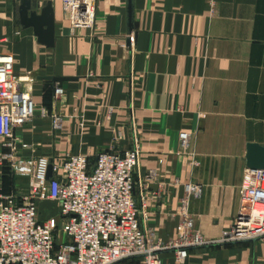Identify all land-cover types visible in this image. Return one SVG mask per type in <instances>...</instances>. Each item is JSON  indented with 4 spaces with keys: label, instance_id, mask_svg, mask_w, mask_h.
<instances>
[{
    "label": "crops",
    "instance_id": "crops-1",
    "mask_svg": "<svg viewBox=\"0 0 264 264\" xmlns=\"http://www.w3.org/2000/svg\"><path fill=\"white\" fill-rule=\"evenodd\" d=\"M31 1L52 2L53 47L19 24L20 0H0V50L34 87L35 115L15 131L26 145L17 154L94 162L100 150L137 146L134 194L149 198L147 232L174 237L183 185L196 183L200 194L187 209L193 226L219 239L238 209L246 145L264 146V0H95L93 28L74 32L61 0ZM44 76L70 78L61 99ZM51 113L63 115L59 129ZM21 176L0 167V190L19 194L28 184ZM55 207L40 201L39 219L56 217ZM161 264H264V241L193 248L181 263L165 251Z\"/></svg>",
    "mask_w": 264,
    "mask_h": 264
},
{
    "label": "built area",
    "instance_id": "built-area-1",
    "mask_svg": "<svg viewBox=\"0 0 264 264\" xmlns=\"http://www.w3.org/2000/svg\"><path fill=\"white\" fill-rule=\"evenodd\" d=\"M216 0H208L213 6ZM64 19L71 32L93 28L95 0H61ZM14 56L0 50V167L28 175L25 190H0V264H161V254L172 251L181 263L193 248L249 240L264 241V169H248L240 183L239 204L227 231L214 241L197 231L188 213L189 199L200 194L196 183L183 185L177 214L180 220L174 237L151 236L145 226L149 198L139 191L135 178L138 148L98 151L95 161L86 155L50 159L19 156L17 128L35 115L34 87L13 68ZM54 98L64 96L62 85L54 87ZM47 116V115H45ZM53 129L62 125L63 115H49ZM185 146L188 133L180 132ZM51 165V177H47ZM54 202L56 217L39 219L38 204Z\"/></svg>",
    "mask_w": 264,
    "mask_h": 264
},
{
    "label": "water",
    "instance_id": "water-1",
    "mask_svg": "<svg viewBox=\"0 0 264 264\" xmlns=\"http://www.w3.org/2000/svg\"><path fill=\"white\" fill-rule=\"evenodd\" d=\"M129 18L131 19V5L128 7ZM19 24L23 28H31L38 43L53 47L54 45V9L51 1H46L39 6L31 0H20L17 10ZM58 85L63 81L70 80L67 77L44 76ZM246 167L248 169H264V146L258 143H247L246 145ZM52 167L49 165L47 177H51Z\"/></svg>",
    "mask_w": 264,
    "mask_h": 264
},
{
    "label": "rangeland",
    "instance_id": "rangeland-1",
    "mask_svg": "<svg viewBox=\"0 0 264 264\" xmlns=\"http://www.w3.org/2000/svg\"><path fill=\"white\" fill-rule=\"evenodd\" d=\"M21 177H25V178L29 179L28 175H26V174H25V175H22ZM48 201H49V200H48ZM51 202H52V201H51ZM55 208H57V212H58V207H57V205H56ZM55 210H56V209H54V211L52 212L53 214H54ZM46 213L49 214V211H47ZM39 216H40V215H39Z\"/></svg>",
    "mask_w": 264,
    "mask_h": 264
}]
</instances>
